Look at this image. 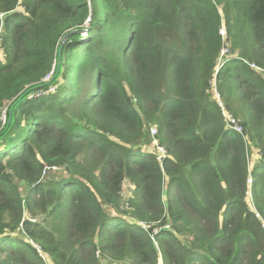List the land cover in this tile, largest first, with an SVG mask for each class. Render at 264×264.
Returning <instances> with one entry per match:
<instances>
[{
    "label": "trees",
    "instance_id": "obj_1",
    "mask_svg": "<svg viewBox=\"0 0 264 264\" xmlns=\"http://www.w3.org/2000/svg\"><path fill=\"white\" fill-rule=\"evenodd\" d=\"M159 262L264 264V0H0V264Z\"/></svg>",
    "mask_w": 264,
    "mask_h": 264
},
{
    "label": "built area",
    "instance_id": "obj_2",
    "mask_svg": "<svg viewBox=\"0 0 264 264\" xmlns=\"http://www.w3.org/2000/svg\"><path fill=\"white\" fill-rule=\"evenodd\" d=\"M219 33L225 39V29L223 27H220ZM228 53H229V46H228L227 42H225L223 44V46L221 47L220 52H219V58H218V61H217L218 65L221 64L220 62H221L222 58L225 55H227ZM251 66L255 67V65L253 63H251ZM215 94H216V92H215ZM219 105L221 106V108H223L221 103H219ZM222 114L224 115L225 120L228 122L229 125H231L235 130L241 132V126L239 124H237L236 120L231 115L225 113L224 111H222ZM4 119H5V116L3 115V120ZM150 131H151L152 134H154L156 130H155L154 127H151ZM153 147H154V150L157 153V158L158 159H161L163 156H165L166 150L162 146H160L156 142H154ZM247 163L250 166L251 159H249L248 156H247ZM48 169H49V167H44V169L42 171V174H45ZM52 169L56 170V167H52ZM246 183H247L248 186L250 185V183H251L250 177L247 178ZM247 192L249 194V191H247ZM24 215H26V213ZM29 219L32 220V221L34 220V218H29ZM37 251L42 255V253L40 252V248L39 247H37ZM42 257L46 261L45 256H42ZM159 264H161V262H159Z\"/></svg>",
    "mask_w": 264,
    "mask_h": 264
},
{
    "label": "rangeland",
    "instance_id": "obj_3",
    "mask_svg": "<svg viewBox=\"0 0 264 264\" xmlns=\"http://www.w3.org/2000/svg\"><path fill=\"white\" fill-rule=\"evenodd\" d=\"M150 147H152V146H150ZM129 189H130V185L128 184V183H125V185H124V194H128V192H129ZM100 260L103 262L104 261V259H102V258H100Z\"/></svg>",
    "mask_w": 264,
    "mask_h": 264
},
{
    "label": "water",
    "instance_id": "obj_4",
    "mask_svg": "<svg viewBox=\"0 0 264 264\" xmlns=\"http://www.w3.org/2000/svg\"><path fill=\"white\" fill-rule=\"evenodd\" d=\"M68 36V33L62 38L61 42H60V48L61 49V46H62V43L64 42L65 38ZM115 264H119V263H115Z\"/></svg>",
    "mask_w": 264,
    "mask_h": 264
}]
</instances>
